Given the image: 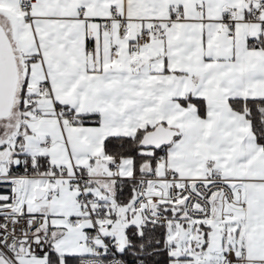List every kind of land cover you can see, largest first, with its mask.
<instances>
[{
  "label": "snow or ice",
  "instance_id": "6c2138e0",
  "mask_svg": "<svg viewBox=\"0 0 264 264\" xmlns=\"http://www.w3.org/2000/svg\"><path fill=\"white\" fill-rule=\"evenodd\" d=\"M0 264H264V0H0Z\"/></svg>",
  "mask_w": 264,
  "mask_h": 264
}]
</instances>
